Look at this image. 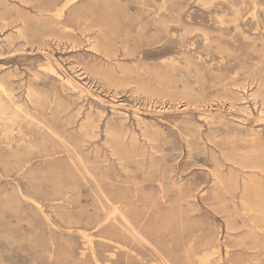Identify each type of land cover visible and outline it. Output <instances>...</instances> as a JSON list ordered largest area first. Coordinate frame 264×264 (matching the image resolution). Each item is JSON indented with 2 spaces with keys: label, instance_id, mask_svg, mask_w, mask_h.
<instances>
[{
  "label": "rangeland",
  "instance_id": "1",
  "mask_svg": "<svg viewBox=\"0 0 264 264\" xmlns=\"http://www.w3.org/2000/svg\"><path fill=\"white\" fill-rule=\"evenodd\" d=\"M67 1L0 0V264H264V0Z\"/></svg>",
  "mask_w": 264,
  "mask_h": 264
},
{
  "label": "bare ground",
  "instance_id": "2",
  "mask_svg": "<svg viewBox=\"0 0 264 264\" xmlns=\"http://www.w3.org/2000/svg\"><path fill=\"white\" fill-rule=\"evenodd\" d=\"M67 2H69V0H68ZM70 2H71V1H70ZM66 4H67V3H66ZM67 5H68V4H67ZM64 6H65V3H64ZM64 6H63V7H64ZM65 7H66V6H65ZM0 87H1V85H0ZM3 88H4V87H3ZM0 89H1V88H0ZM4 89H5V88H4ZM4 89H3V90H4ZM1 90H2V89H1ZM31 90H32V89H31ZM28 91H29V90H28ZM1 94H2V93H1ZM6 94H7V91H6ZM29 94H30V93H29ZM3 95H4V93H3ZM3 95H2V96H3ZM0 101H1V100H0ZM6 106L8 107V105H6ZM3 110H6V109L3 108ZM1 111H2V110H1ZM8 111H9V109H8ZM3 112H4V111H3ZM5 112H7V111H5ZM18 112H19V111H18ZM0 114H1V113H0ZM3 114H5V113H3ZM8 116H9V115H8ZM8 116H7V117H8ZM1 117H5V116L2 115ZM1 117H0V118H1ZM2 119H3V118H2ZM7 120H8V118H7ZM4 121H5V120H4ZM4 121H3V122H4ZM10 121H11V120H10ZM12 122H13V120H12ZM2 124H4V123H2ZM9 124H10V123H9ZM0 125H1V124H0ZM8 126H9V125H8ZM7 129H8V128H7ZM9 130H10V129H8V131H9ZM5 131H6V130H5ZM6 133H8V132H6ZM125 220L128 222V219H127L126 217H125ZM134 233H135L138 237L143 238L142 235L140 234V232H134ZM143 240H144V239H143Z\"/></svg>",
  "mask_w": 264,
  "mask_h": 264
}]
</instances>
